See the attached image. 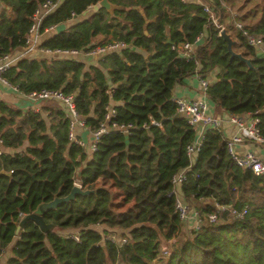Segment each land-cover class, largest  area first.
I'll return each mask as SVG.
<instances>
[{
  "label": "trees",
  "instance_id": "obj_1",
  "mask_svg": "<svg viewBox=\"0 0 264 264\" xmlns=\"http://www.w3.org/2000/svg\"><path fill=\"white\" fill-rule=\"evenodd\" d=\"M42 1L0 0V55L24 47L31 13ZM97 1L60 0L40 31L73 22L45 33L38 47L82 50L121 40L124 48L90 57L91 63L40 53L22 56L2 77L21 91L47 88L73 94L89 130L102 119L105 89L112 87V119L137 127L126 135L109 130L89 154L68 141L67 118L55 102L23 112L0 101L1 148L12 152L0 153V253L12 242L6 264H264V177L234 166L222 134L210 128L189 165L185 146L195 132L175 113L171 95L173 85L185 77H207L216 69L206 99L227 114L256 116L264 136V59L226 23L234 1L109 0L120 6L112 14L92 9ZM200 2L209 5L213 20ZM235 6L244 11L237 19L264 47V0L247 9H241L247 7L245 1ZM218 26L252 68L226 52ZM200 31L204 38L194 47L193 59L170 48L190 42ZM149 117L159 126L140 128ZM188 165L181 196L202 200L203 206L199 227L179 236L169 180ZM74 180L82 189L99 188L45 211L42 219L55 226L53 231L43 233L27 220L14 233L18 212H31L56 192L65 196ZM214 203L246 212L233 218L223 211L208 222ZM76 229L77 241L61 234ZM106 229L121 230L116 235L126 242L103 239Z\"/></svg>",
  "mask_w": 264,
  "mask_h": 264
},
{
  "label": "built area",
  "instance_id": "obj_2",
  "mask_svg": "<svg viewBox=\"0 0 264 264\" xmlns=\"http://www.w3.org/2000/svg\"><path fill=\"white\" fill-rule=\"evenodd\" d=\"M180 1L185 2L186 0ZM59 2L60 0H44L40 2L32 11L30 16V26L24 38L25 45L22 47L25 53L35 51L40 54L54 55L56 57L84 53L88 57L96 58L108 51L119 50L126 46V44L121 40H110L109 42H103L101 44H96L86 48L84 52L76 49H47L38 47L41 36L54 29L56 26V24L45 26L40 31L39 28L41 22L46 15L56 8ZM200 4L202 5V10L208 14L211 20H213V13L209 5L205 2H200ZM238 16L239 13L236 10H230L229 18L233 28L239 32L240 36L244 39L247 45L252 46L255 49H262L263 46L261 38L244 28L242 22L237 19ZM218 27L219 31L223 29L222 26ZM203 38L204 34L202 31H200L190 42L183 41L177 43L176 45H172L170 48L176 50L181 58L186 60L193 59L194 47L199 44ZM19 57L21 56H14L12 53H4L0 55V83L6 87H10L12 90L16 91L22 97L31 102H42L46 100L57 101L61 105L67 118V139L69 142H72L83 149L87 147V149L92 152L95 150L99 137L109 130H115L126 135L129 134L132 129L137 127V125L134 123L117 122L112 119L115 114L114 102L111 99L113 92L112 87H107L105 89V94L108 100L103 107L102 119L98 123V126L95 130H89L86 128L84 118L76 111L73 101V94H65L58 89L47 88L29 91L19 90L15 85L10 84L4 77H2V74ZM195 76L198 80L200 93V97L198 99L191 100L180 97H172V102L175 106V113L183 116L188 126L191 127L195 132L192 140H190L185 146V154L188 158L189 165L192 163V155L195 154L200 148L203 132L206 128L213 129L216 132H220L222 134V119L206 114V89L209 81L206 79V77H201L199 74H195ZM226 120L233 126L234 129L230 136L225 138L223 137L225 150L231 163L240 169L250 171L255 176L264 177V158H261L259 155L249 149H239V146H241L244 142H250L256 146H264V136L259 131L258 118L251 114H246V116L229 114ZM149 125L159 126V122L149 117L147 121L142 122L139 127L146 129ZM77 128L86 129L88 131L89 141L84 142V140L77 136L75 131ZM1 146L2 141L0 139V153L2 152ZM189 165L171 175L169 180L170 191L168 196L173 198V210L179 223H190L192 229H197L201 221L200 214L197 210L190 208V206L181 196L180 192V185L184 181L185 172L188 170ZM10 173L11 170L7 172L8 175ZM72 184L82 188L78 180H74ZM223 211H227L228 214L233 218H240L246 212L245 208L238 211L229 205L214 203L213 210L206 214L207 221H216L217 216ZM26 214L27 213L18 212V221ZM91 227H100V230H102V225L99 224H94ZM63 235H66L74 241H77L78 229ZM103 239L109 240L110 242L116 243L118 245L126 242L125 237L117 236L114 232H108L104 235Z\"/></svg>",
  "mask_w": 264,
  "mask_h": 264
},
{
  "label": "crops",
  "instance_id": "obj_3",
  "mask_svg": "<svg viewBox=\"0 0 264 264\" xmlns=\"http://www.w3.org/2000/svg\"><path fill=\"white\" fill-rule=\"evenodd\" d=\"M196 1V0H195ZM92 8V6H91ZM93 9V8H92ZM73 22V19L66 20L62 23L56 24L55 30L57 29H64L68 25H70ZM44 35L41 36L39 39L40 41L43 39ZM39 41V42H40ZM259 51V49H257ZM257 50H255L257 52ZM264 53V47L260 49ZM38 52L32 51V52H24L23 48L17 49L12 52V55L14 56H29V55H35ZM85 59H88L87 62L91 63L93 60L90 57H86ZM216 73V69L212 70L206 79L210 81L212 80L214 74ZM172 97H180V98H185V99H198L200 97L199 93V87H198V80L195 74L185 77L182 82L175 83L172 87ZM0 101L3 102L4 104L20 109L23 112H26L27 110H32V111H37L40 108L41 104H44L47 101H52L55 102V104L62 109L61 105L55 101V100H46L42 102H31L24 97H22L19 93L16 91L12 90L10 87H6L0 83ZM207 103V109H206V114L210 116H214L217 118L222 119V125H221V132L223 137H228L233 133V126L227 122L226 118L229 114L225 113L222 111L218 106H216L214 103L211 101H208L206 99ZM63 110V109H62ZM246 116V115H244ZM76 134L79 138L84 140V142L89 141V133L86 129H76ZM85 152L90 154L89 150H87V147L84 148ZM240 150L243 149H249L253 152H255L257 155H259L261 158H264V146H256L250 142H244L241 146H239ZM3 152L7 153H12L11 150L2 148ZM71 232V231H70ZM68 233V232H67ZM61 234H66L65 232H61ZM10 242L0 253V264H6V259L9 256L10 253V247H11Z\"/></svg>",
  "mask_w": 264,
  "mask_h": 264
},
{
  "label": "water",
  "instance_id": "obj_4",
  "mask_svg": "<svg viewBox=\"0 0 264 264\" xmlns=\"http://www.w3.org/2000/svg\"><path fill=\"white\" fill-rule=\"evenodd\" d=\"M93 9L103 8L108 14H112L114 10L120 9V6L112 4L109 0H98L94 5H92ZM218 35L225 41L226 52L230 54V56H235L240 61L244 62L248 68H252L251 62L249 58L244 57L241 52H235L232 50V46L234 44V40L225 32L224 29H221ZM164 43H169L168 37H166ZM86 48H82V52H84ZM257 50V49H255ZM256 56L259 58L264 59V53L262 51L256 52ZM99 187L96 188H80L79 186L72 184L69 192L65 196H58V192L52 195V198L48 201H41L39 202L35 208L23 216L16 224V228L14 233L17 232L22 228L23 224L30 220L32 221L41 232L45 233L48 231H53L55 226L50 223H45L42 219V214L50 209H54L58 204L68 202L74 199L75 195H87L90 193H94Z\"/></svg>",
  "mask_w": 264,
  "mask_h": 264
},
{
  "label": "rangeland",
  "instance_id": "obj_5",
  "mask_svg": "<svg viewBox=\"0 0 264 264\" xmlns=\"http://www.w3.org/2000/svg\"><path fill=\"white\" fill-rule=\"evenodd\" d=\"M233 1H234V4H232V5L228 3L229 5H231L229 7H231V10H236L239 14H241L244 11L239 10L235 5H238L241 2L245 1V6L247 5V7H243L241 9H244V8L247 9L252 4H254L256 2H259L260 0H233ZM228 21L230 22V18L229 17L226 18V23H228ZM231 32H233L232 29H231ZM86 57L87 56L84 53H77V54H74V55H66V56H64V58H69V59H73V60H77V61H81V62L87 61L88 59H85ZM87 153H88V151H87ZM184 200L187 202V204L193 210L200 211L201 206H203V201L199 200V199L198 200H194L192 198H189V199H184ZM102 228H103V226H102ZM190 228H191V224L190 223L180 224V228H179V232H178L179 236L186 234L190 230ZM95 229L100 231V227H96ZM108 232H114L115 234L118 235L119 232L121 233V230H119V229H116V230L106 229V232H104L103 234H107ZM65 233H67V232H65Z\"/></svg>",
  "mask_w": 264,
  "mask_h": 264
}]
</instances>
